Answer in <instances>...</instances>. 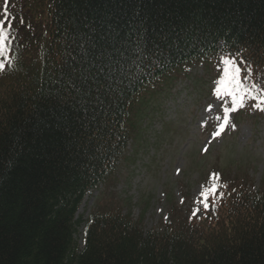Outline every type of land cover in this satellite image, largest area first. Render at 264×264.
I'll use <instances>...</instances> for the list:
<instances>
[{"label": "trees", "instance_id": "16d2710c", "mask_svg": "<svg viewBox=\"0 0 264 264\" xmlns=\"http://www.w3.org/2000/svg\"><path fill=\"white\" fill-rule=\"evenodd\" d=\"M3 7L0 264H264V192L221 173L203 217L171 206L161 232L122 209L77 217L133 139L137 98L187 67L231 59L248 93L236 113L264 107V0H8L9 16Z\"/></svg>", "mask_w": 264, "mask_h": 264}, {"label": "rangeland", "instance_id": "374dc122", "mask_svg": "<svg viewBox=\"0 0 264 264\" xmlns=\"http://www.w3.org/2000/svg\"><path fill=\"white\" fill-rule=\"evenodd\" d=\"M209 64H193L159 91L137 98L133 139L115 170L84 199L78 218L122 209L133 220L143 213L145 232H161L171 206L183 219L203 217L210 209L205 210L203 194L214 187L212 174L219 173L227 183L263 195L264 107L248 103L239 113L232 111L231 99L216 93L222 64ZM78 233L81 248L82 229Z\"/></svg>", "mask_w": 264, "mask_h": 264}, {"label": "snow or ice", "instance_id": "6c2138e0", "mask_svg": "<svg viewBox=\"0 0 264 264\" xmlns=\"http://www.w3.org/2000/svg\"><path fill=\"white\" fill-rule=\"evenodd\" d=\"M8 0H4V7H3V14L4 16H9L8 13ZM8 32L4 28V24L0 23V56H4L5 52L7 51L6 41L8 39ZM224 67L222 69L223 78H221L218 83L221 87L216 89L217 96L220 97L221 94L226 97L230 98L232 101V111H236L237 105L243 106L245 96L248 94L245 89H243L241 84V70L239 67L234 66V61L231 59H222L220 61ZM4 68L3 64H0V70ZM264 103V100L261 101ZM229 115V110L226 108L224 109V118H225V126H227V118ZM216 193L215 187L210 189L208 192L203 194V199L205 201L204 207L205 210L208 209L207 200L209 195H214Z\"/></svg>", "mask_w": 264, "mask_h": 264}]
</instances>
